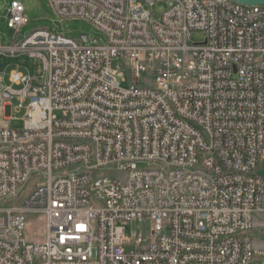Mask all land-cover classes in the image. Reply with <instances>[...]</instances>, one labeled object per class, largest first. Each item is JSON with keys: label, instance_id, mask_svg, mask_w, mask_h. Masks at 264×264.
Returning <instances> with one entry per match:
<instances>
[{"label": "built area", "instance_id": "obj_1", "mask_svg": "<svg viewBox=\"0 0 264 264\" xmlns=\"http://www.w3.org/2000/svg\"><path fill=\"white\" fill-rule=\"evenodd\" d=\"M154 1L48 0L104 37L86 42L46 28L16 40L29 20L7 7L0 54L42 73L0 75L7 121L24 110L22 128L0 126V264H264L251 234L264 212V5L165 0L153 18ZM31 215L45 217L43 241L25 237ZM144 219L148 235H125Z\"/></svg>", "mask_w": 264, "mask_h": 264}, {"label": "rangeland", "instance_id": "obj_2", "mask_svg": "<svg viewBox=\"0 0 264 264\" xmlns=\"http://www.w3.org/2000/svg\"><path fill=\"white\" fill-rule=\"evenodd\" d=\"M13 0H0V40L3 45H8L12 41L14 32L7 26V7ZM24 7V14L28 18L26 26L21 28V32L18 34L16 40H20L26 34L31 33L35 29L46 28L60 32L62 34L69 35L77 38L81 33H86L87 36L92 39L94 37L103 41L104 37L92 24L81 19H62L54 8L49 4L48 0H18ZM144 7L148 9L153 18H159L162 12L166 8L165 0H155L151 5L144 3ZM204 34L197 31H192L190 35V43H198L203 41ZM119 64L126 68L124 72L125 80L122 81V77L118 78L120 86H129V63L127 61H121ZM12 69H19L31 75L39 76L42 73V65L34 58H30L26 54H17L11 56L9 53L0 54V75L3 77V83L7 84L8 74ZM133 81H137V77H132ZM16 100L12 101V105H17ZM7 113L5 115L0 107V126L8 123L11 128H22L23 120L22 116L24 110L15 112L12 109V116L16 119L7 121ZM139 168H146L147 164L138 163ZM106 175H114V170L103 169ZM258 173L264 175V162H261L258 166ZM254 229L251 234L254 239L256 247H264V212L255 213L253 219ZM151 223L148 219L142 221H133L125 227V235L130 237L134 233L139 232L143 237L148 235L150 231ZM46 234V222L44 215H31L27 217V224L25 229V237L31 242L43 241Z\"/></svg>", "mask_w": 264, "mask_h": 264}, {"label": "water", "instance_id": "obj_3", "mask_svg": "<svg viewBox=\"0 0 264 264\" xmlns=\"http://www.w3.org/2000/svg\"><path fill=\"white\" fill-rule=\"evenodd\" d=\"M235 2H238L243 5H264V0H233ZM83 42L87 41V35L85 33H82L79 35ZM93 41H97L96 39H93Z\"/></svg>", "mask_w": 264, "mask_h": 264}, {"label": "bare ground", "instance_id": "obj_4", "mask_svg": "<svg viewBox=\"0 0 264 264\" xmlns=\"http://www.w3.org/2000/svg\"><path fill=\"white\" fill-rule=\"evenodd\" d=\"M85 21H87V22H89L91 24V20H85Z\"/></svg>", "mask_w": 264, "mask_h": 264}]
</instances>
